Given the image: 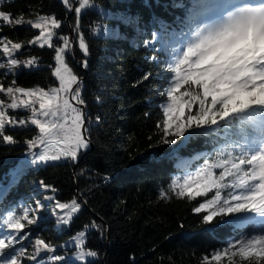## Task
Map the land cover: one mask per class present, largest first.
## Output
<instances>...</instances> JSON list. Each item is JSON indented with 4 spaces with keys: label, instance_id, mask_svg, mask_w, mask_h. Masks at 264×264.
Returning <instances> with one entry per match:
<instances>
[{
    "label": "trees",
    "instance_id": "1",
    "mask_svg": "<svg viewBox=\"0 0 264 264\" xmlns=\"http://www.w3.org/2000/svg\"><path fill=\"white\" fill-rule=\"evenodd\" d=\"M181 2L183 8L173 7ZM193 2L90 0L96 7L82 10V14L74 11L79 6L76 0H2L0 4V10L13 17L23 15L29 20L49 15L60 21L57 37L69 40L66 62L80 81L85 101L80 107L88 122L90 148L82 150L76 161L30 164L34 148L29 149L27 141L35 139L39 130L31 125L27 109L10 112L18 120L27 121L23 126L8 128L16 143H0V183L7 184L10 174L27 165L26 174L7 202L13 210H22L24 203L34 205L37 200L45 204V216L32 231L56 248L57 254L68 258L64 264H85L71 257L79 253L74 238L81 231L86 235L84 250L98 253L94 258L97 264H201L205 256L211 257L231 240L264 232L258 219L239 224L242 214L216 217L212 224L205 225L202 216L206 213L193 211L205 198L190 201L176 197L168 189L172 179L214 162L221 149L236 157L250 152L255 139L251 126L237 119L230 126L220 123L222 127H214L208 135H193L185 143L183 137H169L176 140L174 144L163 143L157 124L162 121L159 105L164 97L158 93L169 86V62L162 38L173 41L185 35L188 8ZM124 16L139 20L126 24L121 19ZM0 31L4 38L26 44L19 54L13 53L15 58L26 61L35 57L38 61L31 69L19 67L15 75H0V82L11 86L15 79L18 87H59L51 75L54 50L28 43L38 30L22 24L2 26ZM81 37L89 47L86 55L79 48ZM146 42L151 47H146ZM54 44L63 46L56 37ZM0 99L9 102L2 94ZM160 189L168 192L167 198L158 195ZM53 195V200L45 199ZM73 198L82 203V211L70 225L58 223L59 216L51 211L52 206L57 201L71 203ZM92 221L103 225L102 233L86 231ZM31 250L28 247L27 251ZM243 264L264 261L245 260Z\"/></svg>",
    "mask_w": 264,
    "mask_h": 264
},
{
    "label": "snow or ice",
    "instance_id": "2",
    "mask_svg": "<svg viewBox=\"0 0 264 264\" xmlns=\"http://www.w3.org/2000/svg\"><path fill=\"white\" fill-rule=\"evenodd\" d=\"M76 2L79 4L74 8L77 14L96 7L90 0ZM173 7L183 8L184 4L175 3ZM190 11L193 20H201V26L182 50H175L178 54L166 65L169 86L158 93L164 97L159 105L162 121L157 124L164 137L163 143L174 144L176 140L169 137L179 139L186 133V139L200 133L208 135L214 130L213 126L216 129L222 127L219 122L230 126L237 119L251 126V135L255 139L250 152H242L236 157L221 149L214 162L205 163L182 179H172L168 189L176 197H187L190 201L205 198L193 208L195 213H206L202 216L205 225L212 224L216 217L242 214L237 221L239 224L255 223L258 218L264 227V3L237 5L232 0H194ZM121 19L131 24L134 20L138 22L139 17L124 16ZM22 24L38 30L29 45L54 50L55 65L51 75L59 82V87L48 90L44 87H18L15 79L11 86L0 82V94L10 99L8 103L0 99V143H16L8 134V128L23 126L27 121L18 120L10 112L27 109L31 112V125L39 130L35 139L27 141V147L43 146L38 153H32L30 164L47 166L61 160L76 161L82 150L90 148V140L86 114L80 107L85 104L80 81L66 62L69 40L64 36L57 37L56 30L62 25L54 16L38 15L35 19L25 20L23 15L13 17L0 10V27ZM54 37L61 40L63 46H55ZM162 39L167 43L165 38ZM0 45V56L7 58V67L0 62V69L6 68L0 75H11L17 67L31 69L38 64L35 57L26 61L15 58L13 53H20L21 43L5 37L0 38ZM146 47L151 45L146 42ZM79 48L85 55L89 53L83 37ZM26 168L24 164L21 171L10 174L12 178L7 184L0 183V209L3 210L0 211V264H23L24 260L27 264H48V261L64 264L68 258L57 254V249L45 239H30L31 229L39 225L37 217L45 204L37 200L34 206L13 210L7 202L9 194L26 174ZM228 180L231 183L226 182ZM43 186L45 189L49 187ZM51 191L55 193V189ZM158 195L167 198L168 192L160 189ZM45 199L51 201L54 195ZM55 207L64 213L58 217V223L64 225H70L82 211V203L76 198L71 203L57 201ZM86 231L102 233L103 225L92 221ZM85 239V231L75 238L74 247L79 250L75 260L97 264L94 258L98 253L84 250ZM25 241H29L33 252L27 251ZM226 255L229 260L239 255L244 260L264 261V232L235 238L222 250H216L211 259L220 261ZM204 260L207 261L208 257L205 256Z\"/></svg>",
    "mask_w": 264,
    "mask_h": 264
},
{
    "label": "rangeland",
    "instance_id": "3",
    "mask_svg": "<svg viewBox=\"0 0 264 264\" xmlns=\"http://www.w3.org/2000/svg\"><path fill=\"white\" fill-rule=\"evenodd\" d=\"M0 4H1V2H0ZM33 19H35V18H33ZM189 22H190V25H188L187 26V28H186V34H185V36H183V37H176L173 41H168L167 40V43H165V45H164V48H165V52H166V54H167V58H168V62L170 63L172 60H174L175 59V56L178 54V52L177 51H175V50H182V48L184 47V46H186V44L188 43V41L192 38V36H193V34H194V32H195V30L197 29V27H199V26H201V20H199V22L198 21H196V22H193V21H191V19L189 20ZM192 22V23H191ZM204 22H212V21H204ZM27 25V24H26ZM28 26V25H27ZM0 38H4V35H3V33L0 31ZM178 44H180V46L178 45ZM181 45H183V46H181ZM22 46L23 47H26V44L24 43V42H22ZM0 48H2V45H0ZM20 58V57H19ZM21 61H22V59H20ZM0 62H4L5 63V65H6V67H7V58H5V57H2V56H0ZM19 67H17L16 69H13V71H12V74L11 75H15L16 73H17V69H18ZM6 71V68L5 69H0V73H3V72H5ZM5 76V75H4ZM8 76V75H7ZM6 97V96H5ZM7 99L10 101V99L7 97ZM5 103H8V102H6L5 101ZM222 122V121H221ZM221 122H219V123H221ZM197 158V157H196ZM193 159H195V158H192V160ZM193 172L192 171H190V172H185L182 176H181V179L185 176V175H188V174H192ZM32 206H34V205H32ZM45 207L40 211V213H39V215H38V220L41 222L42 221V219H40L44 214H43V211L44 212H46L45 210ZM55 215H57V216H60V212H61V210H59V209H57L56 207H55V205H53L52 206V210H51ZM62 214H64L63 212H62ZM45 216V215H44ZM49 217H47L46 216V219H48ZM27 231V230H26ZM31 233H32V235H31V240H33L34 241V239L35 238H37L36 236H35V234L33 233V231H32V229H31ZM76 238V237H75ZM74 238V239H75ZM238 238V237H237ZM234 240V239H233ZM233 240H231L230 242H232ZM26 245H27V250H28V247H31V252H33V248H32V246H31V244L29 243V241H25L24 242ZM237 251H238V248H237ZM77 254V253H76ZM76 254H71V257L72 258H74L75 259V257H76ZM49 255V254H48ZM213 255V254H212ZM211 255V256H212ZM23 259V258H22ZM45 259H47V257H45ZM245 260L244 259H242V258H240L239 257V255H237L236 257H233L231 260H229V258H228V256L226 255V256H224V257H222V259L220 260V261H213L212 259H211V257H209L208 258V260L206 261V260H202V262H201V264H243V262H244ZM49 262H51V261H48V263Z\"/></svg>",
    "mask_w": 264,
    "mask_h": 264
},
{
    "label": "bare ground",
    "instance_id": "4",
    "mask_svg": "<svg viewBox=\"0 0 264 264\" xmlns=\"http://www.w3.org/2000/svg\"><path fill=\"white\" fill-rule=\"evenodd\" d=\"M191 7H192V5H191ZM191 7L189 8V11H190ZM191 23H192V22H191ZM9 102H10V101H9ZM31 153H32V152H31ZM31 153H30V154H31ZM28 206H32V205H28Z\"/></svg>",
    "mask_w": 264,
    "mask_h": 264
},
{
    "label": "water",
    "instance_id": "5",
    "mask_svg": "<svg viewBox=\"0 0 264 264\" xmlns=\"http://www.w3.org/2000/svg\"><path fill=\"white\" fill-rule=\"evenodd\" d=\"M71 36H72V33H71ZM72 39V38H71Z\"/></svg>",
    "mask_w": 264,
    "mask_h": 264
}]
</instances>
